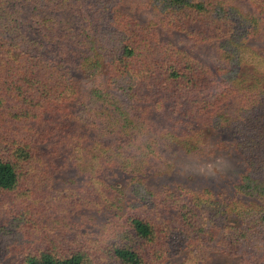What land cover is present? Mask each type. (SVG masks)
<instances>
[{
    "label": "trees",
    "instance_id": "obj_1",
    "mask_svg": "<svg viewBox=\"0 0 264 264\" xmlns=\"http://www.w3.org/2000/svg\"><path fill=\"white\" fill-rule=\"evenodd\" d=\"M144 1L220 65L163 41L124 0H0V256L13 264H172L183 251L264 264V0ZM77 72L104 80L74 112ZM209 131L242 158L232 199L147 186ZM63 159L82 182L57 191ZM65 211L103 219L78 230Z\"/></svg>",
    "mask_w": 264,
    "mask_h": 264
},
{
    "label": "rangeland",
    "instance_id": "obj_2",
    "mask_svg": "<svg viewBox=\"0 0 264 264\" xmlns=\"http://www.w3.org/2000/svg\"><path fill=\"white\" fill-rule=\"evenodd\" d=\"M243 6L247 9L245 4ZM122 10L133 15L144 26L153 25L163 41L190 52L195 59L206 64L211 70L220 65L212 44H195L193 39L184 33L174 31L165 24L161 25L159 18L147 7L144 0H124ZM262 45L264 50V42ZM103 80V75L89 78L81 72L73 74V82L78 90V97L71 103L70 110L74 112L82 110L89 92L101 88ZM79 128L80 132L93 136L92 129L81 124ZM58 163L59 169L51 177L50 187L57 191H63L81 186L82 177L69 165L67 159L59 160ZM242 170L243 161L234 148V139L221 132L209 131L206 132L203 144L197 152H179L174 156L171 169L168 172L151 174L147 177L146 184L153 190H166L176 194L181 189L193 191L208 189L218 199L229 201L235 196L233 185L237 182L238 174ZM117 178L122 184L126 182L121 175ZM10 204L9 199H1L0 223L7 219ZM62 214L67 218L68 223L73 221L82 225V228L78 230H90L94 224L103 219V214L100 217L94 216L95 223H93L88 220V217H92L93 214L82 211L77 213L76 211L73 213L65 211ZM54 217L57 216L54 215ZM53 218L43 214L41 222L49 228L56 229L58 226L53 222ZM61 227L63 228L62 225ZM16 254V252L2 253L0 264H13L17 259ZM236 262V258L224 257L214 252L206 255L202 260H192L186 251L171 257L172 264H236Z\"/></svg>",
    "mask_w": 264,
    "mask_h": 264
}]
</instances>
